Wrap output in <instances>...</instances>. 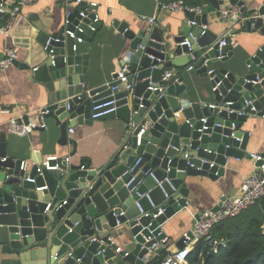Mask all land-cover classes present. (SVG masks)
I'll list each match as a JSON object with an SVG mask.
<instances>
[{
	"label": "water",
	"instance_id": "water-1",
	"mask_svg": "<svg viewBox=\"0 0 264 264\" xmlns=\"http://www.w3.org/2000/svg\"><path fill=\"white\" fill-rule=\"evenodd\" d=\"M233 7L235 14L220 19L230 27L226 39L244 29L264 35V3L249 7L247 0H212L201 15L186 9L188 22L196 23L189 26L192 37L190 32L174 35L158 26L135 33L126 23L114 22L128 41L120 59L127 83L120 82L116 73L114 81L88 87L90 51L102 28L101 21L93 22L96 9L85 18L80 17V9L72 12L70 24L59 35L39 34L27 47L38 64L34 80L48 93L43 118L55 120L61 144L73 143L76 153L75 141L68 139L69 128L87 124L92 108L112 98L118 110L103 118L123 119L129 142L98 166L83 160L80 165L63 163L62 171L43 168L41 173V157L30 171L24 170V161L8 157L6 145L0 143V253L10 256L8 264H152L146 256L165 234L146 239L156 237L175 211L189 204L186 180L201 176L217 181L225 176L228 159L251 158L246 154L250 133L243 131V125L252 115L264 118V47L251 57L245 71L230 64L209 74L212 61L227 62L233 51L220 46L223 38L202 28L209 14ZM51 37L55 39L48 44ZM186 38L191 47L181 45ZM192 63V72L222 81L215 93L216 108L193 101L192 87L183 77L161 81L167 68ZM14 65L31 68L30 61L16 60ZM128 85L133 90H127ZM131 123L137 127L130 129ZM142 126L146 132L138 145ZM138 158L141 161L130 171ZM159 209L164 213L153 219ZM148 212L150 216L145 215ZM124 233L131 238L130 250L117 253L114 238ZM177 248H184L183 239Z\"/></svg>",
	"mask_w": 264,
	"mask_h": 264
},
{
	"label": "crops",
	"instance_id": "crops-1",
	"mask_svg": "<svg viewBox=\"0 0 264 264\" xmlns=\"http://www.w3.org/2000/svg\"><path fill=\"white\" fill-rule=\"evenodd\" d=\"M85 4L96 3V13L102 22V28L94 38V47L90 51V66L88 71V87L94 88L114 81V75L121 72L120 59L128 41L114 27V22L126 23L132 32L148 29L153 26L170 29L172 34H188L189 23L184 11H169L165 9L163 0H82ZM247 0L249 7H259L264 0ZM210 5H206L209 7ZM83 6L76 0H38L25 6L16 16L12 28L7 34L0 35V142L6 145L8 157L21 159L28 163L30 171L39 162L50 156L60 159L71 158L70 165H80L81 161H89L93 167L108 161L118 152L128 136V126L118 116H110L98 120L87 121V124L77 125L74 133L68 130V139L76 143L61 144L60 128L52 118H41V112L49 105L48 93L44 86L34 80L33 69L38 64L32 56L31 48L39 34L57 36L65 27L68 11L75 12ZM229 8V9H234ZM236 9V8H235ZM206 11L204 9V14ZM222 13L208 15L207 30L216 34L218 38H225L230 27L220 22ZM154 19L151 23L150 20ZM9 15H0V28L5 27ZM238 46L233 51V57L227 62L214 60L210 70L235 68L247 70V63L264 47V35L259 31L240 30L234 34ZM18 49L17 60L21 64L31 62L30 69H21L16 65L2 67L5 52L9 48ZM33 49V48H32ZM206 63L203 64V66ZM194 65V63H192ZM199 67L197 70L202 69ZM189 67V66H188ZM188 67H171L178 77L184 78V83L192 87L193 101L203 105H216V95L212 91L213 80L209 75L198 74L188 70ZM165 70V71H166ZM1 109H10V114H4ZM12 119L23 122L33 128L27 136H19L9 132ZM243 131L250 133L246 154H264V118L252 115L243 125ZM257 162L252 158L228 159L225 176L214 181L208 177L188 178L190 195L189 204L185 208L176 210L163 226L167 242L161 249L172 253L176 251L178 242L183 234L193 228L195 222L206 210L215 208L224 196L232 197L240 194L243 180L258 171ZM118 247L130 250L131 238L126 233L114 238ZM156 255H149L150 263ZM10 256L0 253V264H8Z\"/></svg>",
	"mask_w": 264,
	"mask_h": 264
},
{
	"label": "built area",
	"instance_id": "built-area-1",
	"mask_svg": "<svg viewBox=\"0 0 264 264\" xmlns=\"http://www.w3.org/2000/svg\"><path fill=\"white\" fill-rule=\"evenodd\" d=\"M38 0H0V15L7 14L9 15V21L5 27L0 28V35L7 34L9 30L12 28L16 16L20 13L23 7L31 5L36 3ZM76 3L79 5H82L83 8L80 9V17L85 18L89 14L94 13V10L97 8L96 3H90L85 4L82 0H76ZM165 9L169 11H185L188 9L190 12H195L198 15H201L206 8V5L203 7H197V8H190L187 7L184 4L183 0H178L169 4L162 5ZM237 9H227L224 10L222 13L223 18H228L231 14H235ZM71 11H68L66 14V21L65 25L70 24L69 17L71 15ZM100 21L99 16L97 15L95 11V18L93 19L94 23H98ZM151 23L154 22V19L150 20ZM191 26H195V22L190 23ZM202 28L204 30H207V26L203 25ZM94 30V28H92ZM80 32L83 30L78 28ZM69 35H71L73 38H75V34L73 32H67ZM190 36L192 37V33L190 32ZM52 39H55V37H51L48 40V44ZM79 41H82L81 38H79ZM181 45H188V47H191L190 42L186 38L184 42L181 43ZM220 46H228L231 49H235L238 46L237 40L234 39V34H231L228 39L223 38L220 41ZM255 57V55H254ZM18 58V49L17 48H9L5 52L4 59L2 61V67L8 68L12 65H14V62ZM251 65H248V68ZM193 65L191 64L188 67V70L191 71L193 69ZM126 68H123L121 72L119 73V81L123 83H127V76L125 74ZM214 70H210L209 74H213ZM177 75L175 71L173 70H166L164 71L162 75V82L166 83L171 77ZM178 79V76H177ZM214 81V85L212 87V91L214 93L219 91V88L221 87L222 81L218 80L215 81V76L211 78ZM118 87L113 88V91L117 90ZM127 90H133L131 86H127ZM115 94H112L111 97H114ZM212 108H216V105H211ZM118 110L117 106V100H114L112 98L111 101L105 102L102 104H96L92 108V114L91 119L92 120H98L101 119L107 115L113 114ZM1 112L4 114H10V109H1ZM47 113V111L41 112V118L42 120L43 115ZM243 112L240 111L239 115H242ZM130 129H135L137 127L136 124L131 123ZM129 130V129H128ZM74 129H70L69 132L71 134L74 133ZM9 132L12 134H16L19 136H27L33 132V128L23 122H19L16 119H12L9 124ZM146 132V126H142L139 134L137 135V144H140L141 138L143 134ZM129 137L125 141L122 148L126 149L128 146ZM1 143V142H0ZM253 160L256 162L263 161L262 164L257 168L259 172L246 177L243 180V183L241 185L240 194L232 197H227L224 201H222L221 205L219 206V209L217 211H213V209L206 210L202 213L201 217L195 222L193 228L189 231H186L183 236V243L184 248L183 249H177L176 251L170 253V256L161 264H189L188 257L191 254V252L194 249V245L199 240H206L208 241L209 245L211 246V250L214 253H218L220 247H226V243L223 240L216 239L213 234L212 230L220 223L227 221L232 218H236L239 215H241L244 211L247 209L257 205L262 199H264V157L263 155H250ZM141 161V158H138L135 164L132 166L130 171H133L134 168L139 164ZM71 163L70 157H65L64 159H60L58 156H50L47 157L41 164H38V173H41L43 168L49 171H62L64 169V165ZM28 168V163L23 162L22 163V169L26 170ZM139 174V172L134 175L126 184L127 187H129L132 182L135 180L136 176ZM168 182H170L167 179ZM161 185V184H159ZM175 190V188L173 187ZM134 190V189H133ZM165 192V191H164ZM148 196V195H147ZM166 198H169L168 194L165 192ZM150 200V199H149ZM151 201V200H150ZM152 203V201H151ZM66 204V202H64ZM164 213V209H159V211L152 215L153 219L158 218L160 215ZM146 216H150L151 213H145ZM152 224L150 223L149 226ZM163 230H161L156 237H149L146 239L147 241H151L153 239H156L157 237H161L163 235ZM93 241H96V239H93ZM167 242L166 238L161 239L159 242L153 244L151 246V252L146 256V258L150 261L149 255H157L159 249H161L162 245H165ZM122 249L118 247L116 250L117 253L121 252ZM101 254V252H99Z\"/></svg>",
	"mask_w": 264,
	"mask_h": 264
},
{
	"label": "trees",
	"instance_id": "trees-1",
	"mask_svg": "<svg viewBox=\"0 0 264 264\" xmlns=\"http://www.w3.org/2000/svg\"><path fill=\"white\" fill-rule=\"evenodd\" d=\"M175 1L178 0H163V3ZM183 1L190 8L212 4V0ZM212 234L223 240L226 247L214 253L208 241L199 240L188 257L189 264H264V199L238 217L218 224ZM169 256L168 251L159 249L152 264H161Z\"/></svg>",
	"mask_w": 264,
	"mask_h": 264
}]
</instances>
